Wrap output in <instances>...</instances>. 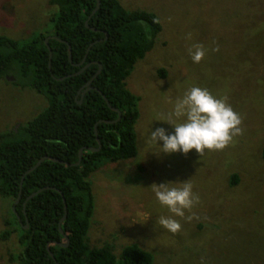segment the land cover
Returning <instances> with one entry per match:
<instances>
[{
	"label": "rangeland",
	"instance_id": "374dc122",
	"mask_svg": "<svg viewBox=\"0 0 264 264\" xmlns=\"http://www.w3.org/2000/svg\"><path fill=\"white\" fill-rule=\"evenodd\" d=\"M120 2L129 11L155 13L162 31L127 79L139 97L138 154L106 161L90 177L95 209L88 242L112 244L117 254L137 244L152 253L154 264H264V0ZM58 11L51 0H0V36L25 44L50 34ZM195 44L206 50L198 64L188 54ZM192 86L226 99L241 118V133L223 149L202 155L150 152L149 127L171 133L172 126L157 120ZM48 105L45 94L8 75L0 79V135L27 124ZM186 180L199 202L177 218L182 228L171 233L157 224L169 213L152 185ZM14 204L0 196V236L10 228L7 221L17 227ZM20 237L19 231L9 240L0 238V264H20Z\"/></svg>",
	"mask_w": 264,
	"mask_h": 264
},
{
	"label": "trees",
	"instance_id": "16d2710c",
	"mask_svg": "<svg viewBox=\"0 0 264 264\" xmlns=\"http://www.w3.org/2000/svg\"><path fill=\"white\" fill-rule=\"evenodd\" d=\"M51 4L59 8L52 18V33H41L25 44L0 36V79L18 74L16 84L45 94L49 102L27 124L0 135V196L13 198L16 203L23 176L43 157L71 165L49 158L25 176L16 206L22 223L15 213L17 227L7 221L10 228L0 238L6 241L21 232L24 248L19 254L20 264H154L152 253L137 244L127 245L117 254L112 244H90L87 235L95 209L91 175L106 161L129 160L138 154L135 125L140 115L139 97L129 90L127 79L155 46L162 31L159 17L145 10L129 11L120 0H101L94 15L97 0H51ZM91 15L89 24L98 31L86 26ZM47 37L53 50L51 67ZM100 39L104 40L97 42ZM88 63L91 65L81 74L56 79L77 73ZM100 64L103 69L91 85L94 88L80 104L79 92L93 79ZM160 75L166 76L165 69ZM101 92L122 112L120 121L104 122L115 121L119 114ZM100 143L99 151L85 150L81 164L75 165L81 148H98ZM39 189L43 190L24 206ZM66 206L67 218L62 221ZM27 219L29 228L25 229ZM67 236L68 246L60 245L68 243Z\"/></svg>",
	"mask_w": 264,
	"mask_h": 264
},
{
	"label": "clouds",
	"instance_id": "9594fccd",
	"mask_svg": "<svg viewBox=\"0 0 264 264\" xmlns=\"http://www.w3.org/2000/svg\"><path fill=\"white\" fill-rule=\"evenodd\" d=\"M188 54L192 62L198 64L204 59L206 50L202 45L195 44L189 48ZM157 121L166 122L173 128L170 133L164 127L155 130L152 125L149 127L145 145L152 149L150 152L157 154L187 155L195 150L202 155L205 150L223 149L234 136L241 133V118L226 99L218 98L199 86L185 91L168 114ZM152 191L159 204L169 213L160 216L157 224L171 233L179 232L182 225L177 218H185L186 211L199 202L192 184L187 180L178 186H173L171 182L153 184Z\"/></svg>",
	"mask_w": 264,
	"mask_h": 264
},
{
	"label": "water",
	"instance_id": "95a60500",
	"mask_svg": "<svg viewBox=\"0 0 264 264\" xmlns=\"http://www.w3.org/2000/svg\"><path fill=\"white\" fill-rule=\"evenodd\" d=\"M100 7H101V0H97V6H96V8L94 9L92 15H94V14L100 9ZM91 17H92V16H91ZM91 17H89V19L86 21V26L89 27L90 29H92L93 31H98V29H96V28L90 26L89 22H90ZM107 39H108V35H107V37L105 38V40H107ZM49 40H50V37H47V38H46V44H47V46H48V48H49V57H50V60H49V66L51 67V63H52V59H53V50H52L51 47L49 46ZM59 40H61V39H59ZM102 40H104V39H100V40H98L97 42H100V41H102ZM61 41L67 43V42L64 41V40H61ZM94 44H95V43H93L92 45H90V47H89V49H88V52L90 51L91 47H92ZM69 50H70V60L73 61V55H72V48H71V46H69ZM87 55H88V54H87ZM87 55H86V57H85V60H86V58H87ZM85 60H84L79 66H82V65L84 64ZM90 65H91V64L89 63V64L83 66V68H82L79 72H77V73L70 74V75H67V76H65V77L56 78V79H57L58 81H63V80H65L66 78H69V77H73V76L79 75V74H81L85 69H87ZM102 69H103V66L100 64V67H99L98 71L96 72V74L94 75L93 79H91L87 84H85V86L80 90V93L82 92V97H81V99L78 101L79 103H82V101H83V97H84V95L87 93V91H89V90H91V89L94 88V87H92L91 85H92L93 81H94V80L98 77V75L101 73ZM8 79H9V80H14V77L9 76ZM82 90H83V91H82ZM101 94L104 96V98H105L106 102L108 103V105H109L112 109L116 110V111L118 112V114H119L118 118H117L115 121L105 120L104 122H107V123H115V122L120 121V120L122 119V117H123V114H122V112L120 111V109L113 107V106L110 104L108 98H107L102 92H101ZM95 128H96V134H98V132H97V125H96ZM98 141L100 142V139H99V138H98ZM101 147H102V144L100 143V146H99L98 148H94V147H83V148H81V149H80V152H79V161H78L75 165H80V164H81L85 150L99 151V150L101 149ZM49 158H50V157H47V156H46V157H43L42 159H40V161H39L34 167H32L31 169H29V170L25 173V175L23 176V178H22V183H21V191H20V194H19V197H18L16 203L14 204V210H15V213H17V211H16V206H17V204L20 202L21 197H22V186H23V181H24V179H25V176H26L27 174H29V173L35 171V170H36V169H37V168H38V167H39V166H40L45 160H47V159H49ZM50 159L53 160V161H55V162H61V163H65L66 165H71L70 163L65 162V161H63V160H59V159H57V158H50ZM42 190H43V189H39L38 191L32 193V194L27 198V200H26L24 206H26L27 202H28L30 199H32L34 196H36L38 193H40ZM24 213L27 215L26 209L24 210ZM67 213H68V211H67V206H66V214H65L64 218L62 219V221L65 220V219L67 218ZM17 215H18V218H19L20 223H22L21 216H19L18 213H17ZM24 228H25V229H28V228H29V220H28V219H27V223H26V225H24ZM60 230H61L62 233H64V231H63V229H62L61 227H60ZM67 239H68V243H67V244H60V243H59V244L62 245V246H68V244H69V237H68V236H67ZM51 255L54 257V254H53L52 252H51Z\"/></svg>",
	"mask_w": 264,
	"mask_h": 264
},
{
	"label": "flooded vegetation",
	"instance_id": "af4514ba",
	"mask_svg": "<svg viewBox=\"0 0 264 264\" xmlns=\"http://www.w3.org/2000/svg\"><path fill=\"white\" fill-rule=\"evenodd\" d=\"M91 16H92V15H91ZM91 16H90V17H91ZM88 19H89V18H88ZM91 27H92V26H91ZM85 57H86V56H85ZM86 59H87V58H86ZM84 60H85V58H84ZM84 60H83V61H84ZM85 61H86V60H85ZM80 64H81V63H80ZM80 64H79V65H80ZM88 64H89V63H88ZM90 64H91V63H90ZM86 65H87V64H86ZM84 66H85V65H84ZM82 68H83V67H82ZM8 77H9V75H8ZM12 81H16V79L14 78V80H12ZM79 93H80V92H79ZM81 97H82V94H81ZM83 98H84V97H83ZM80 104H81V103H80Z\"/></svg>",
	"mask_w": 264,
	"mask_h": 264
}]
</instances>
